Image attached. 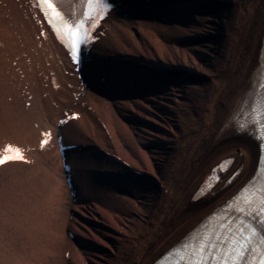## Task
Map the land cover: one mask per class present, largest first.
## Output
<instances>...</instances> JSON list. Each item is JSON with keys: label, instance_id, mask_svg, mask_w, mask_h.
I'll list each match as a JSON object with an SVG mask.
<instances>
[{"label": "bare ground", "instance_id": "obj_1", "mask_svg": "<svg viewBox=\"0 0 264 264\" xmlns=\"http://www.w3.org/2000/svg\"><path fill=\"white\" fill-rule=\"evenodd\" d=\"M120 1L158 19L109 21L86 74L115 68L120 82L130 68L140 74L113 98L108 88L74 86L76 66L43 31L34 0H0V155L9 145L24 153L0 168V264H153L256 171L260 144L234 122L261 61L264 0ZM151 76L162 81L142 83ZM59 137L85 149L69 171ZM225 158L232 165L222 183L196 199ZM12 177L25 187L17 199ZM34 195L63 217L33 210ZM32 216L50 223L44 253L31 248Z\"/></svg>", "mask_w": 264, "mask_h": 264}, {"label": "snow or ice", "instance_id": "obj_2", "mask_svg": "<svg viewBox=\"0 0 264 264\" xmlns=\"http://www.w3.org/2000/svg\"><path fill=\"white\" fill-rule=\"evenodd\" d=\"M42 3L55 12L61 24L66 25V31L62 32L57 28V33L62 43L71 51L73 59L77 63L81 62L80 46L92 40L91 30L85 27L83 21L78 24L69 23L56 11V6L61 0H56L55 4L49 0H42ZM88 7L99 9L94 16V19H98L111 10L112 4L111 0H88ZM260 115L264 116V104L261 105ZM23 159L22 150L9 145L5 153L0 155V164ZM232 203L234 210L242 217L236 222V226L224 225L221 222L217 225L219 231L214 230L194 245L186 246L187 260L184 264H264V188L246 187Z\"/></svg>", "mask_w": 264, "mask_h": 264}, {"label": "rangeland", "instance_id": "obj_3", "mask_svg": "<svg viewBox=\"0 0 264 264\" xmlns=\"http://www.w3.org/2000/svg\"><path fill=\"white\" fill-rule=\"evenodd\" d=\"M113 20H114V18H113ZM118 21V20H117ZM119 22V21H118ZM116 26H118V25H116ZM110 27H112L111 25H110ZM117 28V27H116ZM118 29H121V27L120 26H118V28H117V30ZM116 30V31H117ZM125 32H127V33H130V30L129 29H126L125 30ZM46 169H44V171H45ZM61 175H62V173H61ZM20 179L21 178H19L18 177V179H17V177H12V181H15V182H13L14 184H16V185H18V190L15 192V194L13 195L15 198L16 197H18L17 195L18 194H22L23 193V191H24V188L21 186V184H20ZM20 184V185H19ZM23 186H25V185H23ZM20 187H22V188H20ZM20 188V189H19ZM36 188H37V186H36ZM23 189V190H22ZM36 197H38V196H36V195H34V197L30 200V202H29V206H31V207H33V210H37L38 212H40L43 216H46V218L48 219V220H53V217H55V214L57 213V215H59L60 216V214H61V216L63 217V212L62 211H60V209H59V205L57 204V203H55V205H56V207H57V210L56 211H54L53 209H50V207L49 208H45V206H43V204H39V202L37 201V203L35 204V198ZM17 199V198H16ZM16 199H14V201H16L17 202V200ZM48 199H50L51 200V198H48ZM21 204H23V205H25L23 202H20ZM22 206V205H21ZM21 208L22 207H20L19 209L21 210ZM48 210V211H47ZM10 214V213H9ZM8 214V215H9ZM51 215V216H50ZM50 218V219H49ZM49 226H50V223L49 222H45V221H43V220H39V219H37L36 217H33L32 216V218H31V234H33V238H32V246H31V248L34 250V251H38V253H40V252H42V253H44V251L46 250V246H45V243H46V240H47V236L48 235H50V233H49Z\"/></svg>", "mask_w": 264, "mask_h": 264}]
</instances>
